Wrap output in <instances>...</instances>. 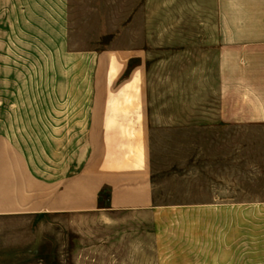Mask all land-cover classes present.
I'll use <instances>...</instances> for the list:
<instances>
[{"label": "crops", "instance_id": "crops-1", "mask_svg": "<svg viewBox=\"0 0 264 264\" xmlns=\"http://www.w3.org/2000/svg\"><path fill=\"white\" fill-rule=\"evenodd\" d=\"M202 2L189 4L207 28L190 37L210 88L195 111L200 202L167 206L154 193L144 52L92 55L96 100L59 104L53 90L28 106L19 68L46 65L55 81L71 62L68 0H0V216L187 210L207 220V245L242 243V214L264 212V0Z\"/></svg>", "mask_w": 264, "mask_h": 264}, {"label": "rangeland", "instance_id": "rangeland-1", "mask_svg": "<svg viewBox=\"0 0 264 264\" xmlns=\"http://www.w3.org/2000/svg\"><path fill=\"white\" fill-rule=\"evenodd\" d=\"M189 4L68 0L71 62L55 66V81L46 65L19 68L26 105L49 104L53 90L57 103L79 104L96 100L92 55L143 51L154 193L167 206L199 203L201 196L195 111L197 99L207 98L210 88L202 84L208 72L198 70L190 37L207 28L203 7L195 14ZM253 135L260 139V132ZM244 137L238 132L239 140ZM242 221V243L225 249L207 245V220L187 210L155 216L148 210L2 215L0 264H264V212L242 214Z\"/></svg>", "mask_w": 264, "mask_h": 264}, {"label": "trees", "instance_id": "trees-1", "mask_svg": "<svg viewBox=\"0 0 264 264\" xmlns=\"http://www.w3.org/2000/svg\"><path fill=\"white\" fill-rule=\"evenodd\" d=\"M104 193V191H101V194ZM103 195V194H102Z\"/></svg>", "mask_w": 264, "mask_h": 264}]
</instances>
